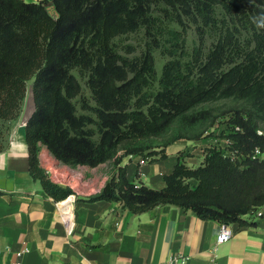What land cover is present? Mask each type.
<instances>
[{
  "label": "trees",
  "instance_id": "1",
  "mask_svg": "<svg viewBox=\"0 0 264 264\" xmlns=\"http://www.w3.org/2000/svg\"><path fill=\"white\" fill-rule=\"evenodd\" d=\"M185 20L197 24L191 59L167 60L156 77L153 43L169 31L177 38L169 23ZM140 29L144 51L120 54L115 38ZM207 30L217 37L205 50ZM28 85V169L54 200L72 190L46 174L42 146L71 167L115 169L87 201H118L137 214L172 205L237 227L264 205V157H251L255 148L264 153V0H0V152ZM225 100L239 106H218ZM229 111L233 157L211 147L197 166L179 158L160 188L128 179L125 157L164 158L169 144L203 137Z\"/></svg>",
  "mask_w": 264,
  "mask_h": 264
},
{
  "label": "crops",
  "instance_id": "2",
  "mask_svg": "<svg viewBox=\"0 0 264 264\" xmlns=\"http://www.w3.org/2000/svg\"><path fill=\"white\" fill-rule=\"evenodd\" d=\"M13 135L0 152V264H167L171 253L187 255L186 264H264V216L248 218L252 222L243 227L230 224L232 237L217 243L221 223L190 209L161 205L137 214L118 201H87L79 194L73 225L66 229L56 200L29 173L25 130L22 135L18 127ZM175 142L180 145L173 151L168 145L164 158L125 157L128 179L160 188L179 158L198 165L185 154L200 146ZM198 155L194 159L200 163Z\"/></svg>",
  "mask_w": 264,
  "mask_h": 264
},
{
  "label": "rangeland",
  "instance_id": "3",
  "mask_svg": "<svg viewBox=\"0 0 264 264\" xmlns=\"http://www.w3.org/2000/svg\"><path fill=\"white\" fill-rule=\"evenodd\" d=\"M246 1H254V0H246ZM217 14L219 15V17H221L220 8L218 9ZM184 25L185 26L177 22H170L169 28L171 30L177 31L179 36L176 38V35L173 33L175 35L174 36L168 30L169 32L165 33V35L162 38H160L161 40H159L160 42L158 44L152 42L153 43L152 55L154 57L156 77L160 76L163 64L167 60L180 59L183 63H186L191 59L193 48L198 44V32L196 29L197 24L185 20ZM241 33H242L241 40L245 39V41H248L250 32L248 30L242 29ZM216 37H217L216 31L207 30L204 39L205 50H207L210 47V45L216 39ZM148 39L149 38L145 34L144 30L140 29L136 32L122 34L116 37L114 41L116 44V49L120 54L132 58L140 55V53L144 51ZM176 39H178V41H176ZM176 43L179 44L176 45ZM80 80L82 84L83 94L85 95V97H89L90 96L89 88L87 87L83 79ZM157 85H158L157 81H153L149 90L152 91L155 87H157ZM218 106L224 108L226 106L238 107L239 104L236 101L225 100L219 102ZM33 109L34 106L32 102V89H31V85H28L27 95L23 101L21 114L11 124L10 132L8 135V146L10 145L11 140L13 141V139L16 138L14 135L12 137V134L13 132H15V130L18 127L21 129V133L23 135L24 126H25L24 123H26V119L30 116ZM80 110L82 112H90L82 107L80 108ZM231 113L232 111H229L227 115L219 118L216 124L212 128H210L203 137L196 140H191L196 143V146L193 148H197L200 146L196 150L188 149V152L185 154V156L192 158L191 161L194 163V165L195 164L199 165L200 163H202L207 149L211 147L227 148V138L225 135L231 131L230 125L227 123ZM20 124H22L21 127L19 126ZM261 129L264 130V127H261ZM179 140H186V139H179ZM178 145H180V143L173 142L169 144L167 150L173 151L178 147ZM45 148H46L45 146H42L39 152L43 151ZM183 152L184 150L181 151V153ZM198 154L202 155L201 157L202 161L200 163L198 162L199 159L198 160L194 159L195 156L199 158ZM74 169L76 173H81L85 175V178H89L88 180L89 182L86 184L84 190L82 191L81 195L83 196L88 195V193H92L94 187H96L99 181L101 180L102 175L104 174L103 172L108 171L109 173L110 171L114 170V168H111L110 165H108L107 163L99 164L94 167L79 165L74 167ZM73 185L77 187V185H79V182L73 181Z\"/></svg>",
  "mask_w": 264,
  "mask_h": 264
},
{
  "label": "built area",
  "instance_id": "4",
  "mask_svg": "<svg viewBox=\"0 0 264 264\" xmlns=\"http://www.w3.org/2000/svg\"><path fill=\"white\" fill-rule=\"evenodd\" d=\"M235 129H239V127L236 126ZM257 133L261 134L262 130L260 128L257 129ZM232 142L233 141L231 139L227 138V148H220L224 155H231L232 157L234 156L235 151L228 149ZM251 157L261 158L264 157V153H262L259 148H255ZM39 161L40 165L44 168L46 174L53 182L62 186H67L72 190V192L67 197L62 200L56 201V207L62 214L63 222L66 226V229H69L73 225V205L76 201L77 195L82 194V191L84 190L86 184L89 182V178H85V175L81 173H76L74 167H71L67 164H63L56 160L49 153L47 148L39 152ZM143 161L144 160L142 159L141 162ZM109 177L110 175L102 176L101 180L99 181V184L94 187L92 193L99 192ZM73 181L79 182V185H77V187L74 186ZM253 215L254 217L264 216V205L260 206L257 210H254ZM233 233L234 228L229 223L222 222L220 224L219 231L216 235V242L222 243L227 241L232 237ZM187 259L188 257L185 254L171 253L167 258V264H186Z\"/></svg>",
  "mask_w": 264,
  "mask_h": 264
},
{
  "label": "water",
  "instance_id": "5",
  "mask_svg": "<svg viewBox=\"0 0 264 264\" xmlns=\"http://www.w3.org/2000/svg\"><path fill=\"white\" fill-rule=\"evenodd\" d=\"M26 121H27V119H26ZM11 142H12V140H11Z\"/></svg>",
  "mask_w": 264,
  "mask_h": 264
},
{
  "label": "bare ground",
  "instance_id": "6",
  "mask_svg": "<svg viewBox=\"0 0 264 264\" xmlns=\"http://www.w3.org/2000/svg\"><path fill=\"white\" fill-rule=\"evenodd\" d=\"M23 124V123H22Z\"/></svg>",
  "mask_w": 264,
  "mask_h": 264
}]
</instances>
